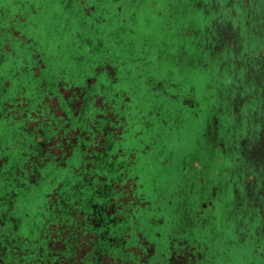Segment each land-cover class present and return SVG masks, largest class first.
Returning a JSON list of instances; mask_svg holds the SVG:
<instances>
[{"label":"flooded vegetation","instance_id":"obj_1","mask_svg":"<svg viewBox=\"0 0 264 264\" xmlns=\"http://www.w3.org/2000/svg\"><path fill=\"white\" fill-rule=\"evenodd\" d=\"M191 9L202 11L203 17L194 15L191 29L185 32L184 36L196 38L193 44L196 53L189 52L190 55L184 51V66L190 61L194 69H203L211 93L207 99L210 109L205 115V140L199 141L197 152L191 153L185 164L182 162L177 175L186 189L192 185V193L184 194L182 190L168 198L163 195V200L168 202L164 209L154 204L156 196L149 202L141 195L138 177L133 176L134 166L119 169L116 183L102 191L108 193L102 197V205L90 203L82 207V211L77 209L70 213L74 235L69 239L68 248L83 264H95V261L124 264L123 259L128 254L132 262L138 260L137 264H239L237 257L250 264H264V0H184L185 15ZM26 23L19 24L17 35L9 30L0 32V48L7 44V40L1 39L11 37L14 43H22L33 52L32 58L38 60L33 40L28 41L21 32L20 26ZM110 68L107 64L104 71L97 73L95 81L103 72L109 76ZM37 78L42 79V75ZM42 81L40 85L48 84L46 102H42L38 94L37 99L27 97V87L23 85L19 91L21 97L17 99L18 105L23 106L21 110L31 111L29 118L20 121L28 128L26 148L31 153L27 159L46 161L48 151L66 159L82 144L91 153L87 165L94 163L99 155L107 171L116 157L120 163H126L122 145L128 132L124 130L115 144V147L120 145L117 153H111L114 147L102 148L103 151L99 147L94 154L92 150L96 145L91 141V132L99 125H86V134L91 137L85 143L80 142L74 118L81 108L76 103L77 95L64 93L61 84L59 91L63 95L54 97L50 82ZM163 87L156 91L166 92L164 84ZM62 97H72L74 103L62 106ZM11 107L15 113V106ZM92 110L90 104L86 113L91 114ZM162 114L156 112L155 118L160 120ZM16 122L14 118L10 125ZM102 122L106 130L109 120L105 115ZM7 158L12 159L5 161L10 165L16 162L12 152ZM179 199L181 206H173V201ZM165 211L172 212L169 219L159 216ZM151 214L157 220L149 218L151 227L155 228L150 239L146 223ZM172 226L177 227L172 229ZM164 228L171 230L167 237L163 236ZM67 233L58 227L49 235L48 251L55 257L63 251L60 241ZM233 235L240 237V246L245 245L241 256L233 253ZM80 238L84 240V247L73 248V243ZM44 252L45 246L41 257L45 256Z\"/></svg>","mask_w":264,"mask_h":264},{"label":"rangeland","instance_id":"obj_2","mask_svg":"<svg viewBox=\"0 0 264 264\" xmlns=\"http://www.w3.org/2000/svg\"><path fill=\"white\" fill-rule=\"evenodd\" d=\"M82 2L95 4L98 10L89 6L88 15H94L86 16ZM188 13L185 15L184 0H0L1 31L6 29L17 35L20 32L19 24L27 21L20 26L21 32L28 41L33 40L32 44L37 45L47 65L42 79L37 78L39 73L35 74L36 77L28 74L16 78L14 72L24 66L26 59L31 63L32 53L22 43L17 42L13 46L5 44L0 48V85H4L3 88L0 87V92H6L10 83L8 93L15 97L23 85L27 87V97L37 99L38 94L42 102H46L48 84L40 85L43 79L53 82L55 76L65 74L64 80L68 84L83 86L87 78L95 75V70L101 63L104 68L109 63L118 64L119 82L113 88L110 89V78L104 72L98 78V86L110 89L103 92L107 98H112L117 93L122 94L117 98L119 111L123 113L116 116L117 110L110 102L103 106L109 123L104 130L106 133H102L101 149L115 148L123 131L128 132L124 138L126 142L122 145L127 149L124 152L126 163L119 162V167L132 168L136 164L134 176L138 177L141 195L151 202L156 196L155 203L165 209L168 202L163 200V195L168 198L170 194L172 196L182 190L184 194L192 193V185H188L186 189V184L177 179V175L182 162L185 164L191 153L197 152L199 141L205 140V115L210 109L207 99L211 93L207 89L206 72L191 67L190 61L184 66V51L187 54L196 53L193 46L196 38L184 36L185 32L191 29L194 15L203 17L200 10L191 9ZM100 19L103 22L98 23ZM12 25H16L18 29L12 28ZM102 44L106 48L104 52L98 51ZM36 55L39 57L37 65L43 66L45 63L41 55ZM112 68L109 69L110 73ZM101 71L104 70H100V73ZM163 84L166 92L156 91L164 88ZM100 89L102 90L101 87ZM130 101L132 105L128 110ZM196 104L198 107L194 110ZM157 109L163 113L160 120L155 118ZM127 110L131 116L129 120L128 115H125ZM114 124L117 127L113 128ZM27 133L28 128L20 122L11 126L0 121V164L4 160L12 161L7 158L11 152L18 168L21 164L25 167L36 163V159L26 158L31 153L26 148ZM99 146L96 145L92 150L94 154L98 152L95 150ZM23 153L24 159H21ZM90 156L88 151V157ZM2 158L6 159L1 160ZM116 159L118 160L117 157ZM58 175L57 181L45 179L41 185L39 183V187L31 188L29 184L27 191L21 192L14 214L17 220L22 221L17 228L20 229L21 237H30L37 225L43 224L45 217L57 208L58 202L64 203L70 194L87 184L85 179L74 174V170L58 172ZM15 176L18 181L26 180L20 168ZM126 189L129 190L130 187L127 186ZM51 191L53 193L48 194ZM97 194L100 197V194L104 196L108 193H102L99 189ZM175 206H181L179 200L175 201ZM171 215L172 212L165 211L159 216L169 219ZM152 216L154 215L148 216L146 223L150 239L155 231L150 221L157 220ZM176 227L172 226V229ZM7 230H12V227ZM170 232V229H162L163 236L167 237ZM239 240L238 235L232 236V241L235 242L233 253L237 256L244 254L245 247L239 245ZM35 242L41 243L42 237L38 236ZM70 242L67 241V246ZM82 242L84 243L83 239H76L72 247H84ZM237 259L239 264L248 262L243 258ZM123 260L124 264L138 263L137 259L132 262L129 254Z\"/></svg>","mask_w":264,"mask_h":264},{"label":"trees","instance_id":"obj_3","mask_svg":"<svg viewBox=\"0 0 264 264\" xmlns=\"http://www.w3.org/2000/svg\"><path fill=\"white\" fill-rule=\"evenodd\" d=\"M133 4L136 5L137 3L133 2ZM82 6L85 7V12H84L85 15L89 17L94 14L90 13V15H88L87 7L93 6L95 7V9L98 10V6H95V4L92 5L87 2H82ZM100 22L103 21H101L100 19L98 23ZM3 39L4 41L7 40V44L10 43L13 46L14 42L11 37L10 39L9 38H3ZM33 49L39 55L43 56L38 51V47L36 44H33ZM105 49H106L105 46H103L102 44L99 46L98 51L104 52ZM31 53L33 57L34 54L33 52ZM10 54L16 55V53L15 54L10 53ZM20 55L22 58H24L23 54ZM32 57L30 58L32 59L31 63L28 62V59H26L24 62V66H21L20 69H17L14 72L16 78H21L24 75H28V74H33L36 77L35 75L36 73H39V75H43V74L45 75V72L47 70V65L46 64H43V66L37 65L39 59L35 60ZM109 66L113 67V71L108 76L110 78L109 80L111 81L110 82L111 84L110 89H111L115 84L119 82L118 74H119L120 66L118 64L115 65L114 63H109ZM102 69H104V66L101 63L100 66L97 67V70H95V75H93V77L87 78L83 86L77 85L76 83L68 84L64 80L65 74H62L60 76L58 75L55 76L53 82L49 83V85L53 90L54 97L59 96L60 94L63 95V93H60L59 91L61 88L60 87L61 84H63L64 86L63 87L64 93H67L68 95L69 94L77 95L76 103L78 105H81L80 106L81 108L79 110L80 113L74 117L75 120L77 121V127H78L76 136H78L79 141L82 143H85L88 137L93 136L95 140L94 145L99 146L100 144L99 146L100 148L102 146L101 141H103L102 133L104 132L105 129V122H102V118L104 115L106 116V113L104 111V107L106 103L110 102L112 106L116 108L117 110L115 114L116 116L119 117L123 115V113L119 111L120 105H119V100L117 98L118 95H122V94L117 93L114 97L107 98L106 95L103 94V92L104 90L109 91L110 89L109 88L105 89V87L101 85L98 86L97 85L98 81H95L94 79L97 73H100L99 71ZM114 79L116 80L114 81ZM2 86L4 85H0V87ZM9 87H10V83L8 88ZM100 87L102 88V90L100 89ZM19 97H20L19 93L15 97L8 92L1 93L0 95L1 98L0 121L5 123L6 125H9L11 121L14 120V118H16L17 122L19 123L21 119L25 120L26 118H29L28 115L31 114V111L25 109L21 110L23 106L18 105L19 102L17 101V99ZM72 99H73L72 97H68L65 99L62 97L60 99L61 105L65 106V105H69L71 102L74 103V100ZM37 103L40 106V102L37 101ZM90 104H92L93 110L91 114L90 113L87 114L86 111L88 110V105L90 106ZM131 105H132V101H130L129 103L128 110L131 109L130 107ZM11 106H15L16 108L15 113L11 111L12 110ZM128 110L126 111L125 115H128L127 117L129 120V117L131 116L128 114ZM156 112L159 113L162 111L157 109ZM59 115H61V113H59ZM68 115L72 116V114H68ZM54 116L57 115H55L54 113ZM60 120L61 119H58V121ZM100 121L102 123L101 125H100ZM90 124H92L94 127L97 124L99 125V127L96 129L92 128L91 136L86 134L87 133L86 125H90ZM118 141L119 140H117V142ZM81 145L82 144H80V147L77 149L75 154H73V156H67L66 159L63 156L60 157L55 155L53 152L48 151L46 161L44 160L42 161V159L40 158L39 160L37 159L36 163L33 165L22 167L23 164H21L19 168L26 177L25 182L18 181L17 177L15 176V172L19 169L17 167L18 166L17 164L13 163L10 165L5 162L6 160L4 159L6 158L1 159L4 160V162L0 164V264H54L55 261L58 262V264H83L75 259L72 251L67 246V241H69V239H71L74 235L72 233L73 225L70 219V213L72 211H77V209L82 211V207H86L90 203H98L102 205L103 194H100L101 196L99 197V195L97 194V190L100 189L103 191L107 186H112L116 178L119 176L118 170L120 169V167H119V160H116L110 166H108L109 171H107V168L104 169L105 164L100 163L102 155H99L98 158H96V160L94 161V163L87 165L86 160L88 157L89 150L84 149ZM99 147L97 150H99ZM119 147L120 145L116 146L111 153L112 154L117 153ZM124 150L126 151L127 149ZM97 161L98 164H96ZM65 170H74V174L76 176H80L81 178L85 179L87 184L79 191H77V193L74 192L73 194H70L69 198L64 203L59 202L58 205H56L57 208H55V210L51 214L45 217L46 219L43 220V224L37 225L36 229L31 234L30 237H24V236L21 237L20 229L17 228L21 226L22 221L17 220L14 215L16 212V208L18 207L19 199H21L20 197L21 192L27 191V185L29 184L31 188L39 187V183L41 185L42 181H44L45 179H52L54 181H57L59 177L58 172L63 173V171ZM52 193L53 191H51L48 194H52ZM12 200H14V202ZM179 200L181 203V199ZM149 202L151 201L149 200ZM174 205H175V200L173 201V206ZM10 226L12 227V230H7V228ZM58 227L64 228L66 231H68V233L65 234V236L62 238L63 241H60V244L62 245V249H63L60 257L57 254H56L57 257H55V255H53L52 252L50 253L48 251L49 246L47 245V241L48 239H50L49 235L51 236L53 229H56ZM38 236L42 237L41 243L35 242ZM44 246L46 247V252H44L45 256L41 257L40 254ZM101 248L100 251L105 252L104 250L106 247L105 246L103 247L104 250ZM46 253L48 255H46ZM25 258H27V260H25ZM21 259L23 260L21 261ZM115 263L116 262L112 264ZM95 264H104V263L103 262L100 263V261H95ZM109 264L111 263L109 262Z\"/></svg>","mask_w":264,"mask_h":264}]
</instances>
